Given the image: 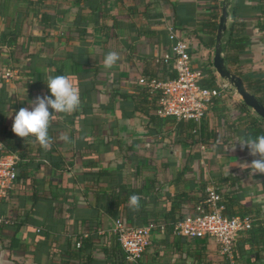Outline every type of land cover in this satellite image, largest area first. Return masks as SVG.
Masks as SVG:
<instances>
[{
  "label": "crops",
  "instance_id": "1",
  "mask_svg": "<svg viewBox=\"0 0 264 264\" xmlns=\"http://www.w3.org/2000/svg\"><path fill=\"white\" fill-rule=\"evenodd\" d=\"M30 1L38 3L28 7L21 0H7L0 8V36L10 28L19 31L14 48L0 47V125L15 135V113L30 108L37 96L51 95L46 85L49 76H70L81 104L71 114L55 115L47 150L34 137L18 138L23 161L16 170L19 178L0 207L10 220L0 227V264H222L224 258L211 239L155 232L139 262L128 261L111 233L114 221L121 218L132 227L143 224L132 211L126 215L128 200L104 211L110 184L117 181L128 187L141 163L140 178L156 189L146 206L153 212L150 218L169 214L165 203L176 191L199 196L201 182H221L227 190L224 180H235L240 192L231 196L234 217L250 213L264 222V175H251L244 165L258 157L237 142L247 124L245 115L258 116L249 108L240 110L243 103L232 88L201 120L214 134L212 145L183 143L189 142L177 137L169 118H156L149 105L137 98L138 79L155 75L162 64L153 61L171 55L170 31L188 44L193 70L214 77L216 84L225 82L212 67L222 0ZM228 3L222 43L232 23L231 38L245 42L232 47L225 65L251 85L260 82L264 88V0ZM35 13L53 15L52 24L42 23ZM112 51L120 59L106 69L103 60ZM62 135L69 140H61ZM93 164L90 172L88 165ZM98 168L110 175L94 179L92 173ZM179 175L176 187L173 181ZM143 193L147 195L145 188ZM176 212L194 215L189 200ZM81 235L85 239L78 249ZM257 239L251 243L240 235L234 264H264V235ZM249 246L251 253H259L257 263L245 255Z\"/></svg>",
  "mask_w": 264,
  "mask_h": 264
},
{
  "label": "built area",
  "instance_id": "2",
  "mask_svg": "<svg viewBox=\"0 0 264 264\" xmlns=\"http://www.w3.org/2000/svg\"><path fill=\"white\" fill-rule=\"evenodd\" d=\"M169 38L174 42L171 55L163 56L161 61L167 64L175 57L173 67L177 68V77L173 80L149 81L141 77L138 84L159 93L156 111L159 117H171L177 121H193L199 124L207 114L211 100L227 93L231 87L225 82L218 83L210 89L201 87L200 81L204 75L201 71L191 68L188 44L172 31ZM18 161V155L10 151L0 140V207L13 187ZM222 200L218 188L211 184L206 189L205 201L195 208V215L176 221L172 225L171 234L188 239H211L215 241L219 254L228 264H234L233 251L238 238L261 219L250 216L228 218L223 215ZM9 224L10 220L0 212V227ZM154 232L159 235L167 233L163 224L149 223L141 227H132L120 219L114 221L111 230L126 259L133 263L141 258ZM79 247L80 241L76 243V248Z\"/></svg>",
  "mask_w": 264,
  "mask_h": 264
},
{
  "label": "trees",
  "instance_id": "3",
  "mask_svg": "<svg viewBox=\"0 0 264 264\" xmlns=\"http://www.w3.org/2000/svg\"><path fill=\"white\" fill-rule=\"evenodd\" d=\"M6 1L7 0H0V8H2L4 6ZM21 2H26L28 7L38 3V2L30 1V0H21ZM234 13H235V7L232 8V15L234 17L233 20L235 19ZM35 15L39 19V21H41L42 23H46L48 25L52 24V19H53L52 16L53 15H50L47 13H44V14L35 13ZM233 27H234V24L232 23V25H230V27L228 29V33H229L228 39H226L225 42L222 43V52H224V60H226L227 62H228L229 56H230L229 51L232 49V47L235 48V47H237L236 45L241 46L245 42L244 38H237L236 40L231 38L232 37L231 33L233 32ZM18 36H19V31L17 29H15V27L8 29L7 33H3L0 36V47L1 46H7L10 48H14V45L16 44ZM231 41H232V46L230 44ZM174 60H175V57H172V59H170L167 64L160 63L163 61H159L156 63L154 60L153 62L155 65L156 64H162V65H160L161 67L159 68V72H157L155 75H152V76H143V78L146 81H149L152 79H154V80H173V79H175L177 77L178 71H177V68H174L172 66V63H174ZM206 72H207V74H210L211 71H206ZM230 72H231V70H230ZM234 74L239 75L237 72H234ZM239 76L242 79V81L244 83H246L247 90L250 91L253 95H255L256 98L258 99V101L262 105H264V92L262 93V90L264 88L260 87V82H257L256 84L251 85L250 80H248L246 77H242L241 75H239ZM214 80H215L214 77H211V78L210 77L209 78L204 77L203 79H201L200 85H201V87L208 88V89L213 88L217 85ZM139 87H140V90H138L137 98L139 100L141 99L142 102L149 105V107L151 108L150 110H153L154 115L157 116L156 118H158L159 116L156 114V111L158 109L159 93L158 92H152L151 90L148 89L147 86H140L139 85ZM257 92H259V93H257ZM218 98H221V97H217V98H214L211 100L210 105L207 109V112H208V110H214L213 106H214V104ZM225 99H226L225 97L222 98V100H225ZM241 105L242 106H241L240 110H243V112H245L248 107H246L244 104H241ZM78 116H80V115H78ZM1 117H2V113L0 112V118ZM167 118H169V122L171 124H175L177 137L178 138L182 137V139L184 138L186 141L189 142V143H187V142L182 141L183 143L192 145V144L197 143V142H202L203 144H206V145H210V144L212 145V141H210V139L214 138V134L208 133L207 126H205L202 123V121L200 122L199 125H197L193 121H177L171 117H167ZM245 118L247 120V124L243 130V135H242L241 139L255 138L256 136H258L260 134H264V123L259 117L255 118L249 114H246ZM18 138H19L18 136H15V135L8 133L6 131V129L0 125V140L4 143V145L8 149H10V151L15 152L19 157V161L17 163L16 170L18 168V165H20V163H22V161H23L22 155H20V153L18 151V149H19V144L17 142ZM82 156H84V155H82ZM53 164H54V166H58V164H56V163H53ZM136 166L137 167H136V170L134 172V179L128 187L120 185L117 181L114 184L108 183V184H110V186L112 188V192L109 193L108 200L106 201V203H104L105 204V206H104L105 212H107L106 210L110 207H115L117 209L120 202H126V200H129V197L131 195H133V194L138 195L141 198L139 210L133 211L128 206L125 209L126 215L127 216L130 215V213L132 211L134 213V216L140 222H142V224H143L142 226L148 225L149 223H154L155 225L163 224L164 227L166 228L167 233L170 234L171 230H172V225L176 221H179V220L186 218L184 216L178 215V213L176 212L177 210L181 209L182 203L184 201L189 200V202L192 204V208L195 211V208L199 204L203 203L206 199V189L211 185V183L204 181V182L200 183V185L198 186V189L196 191L197 193L198 192L200 193L199 196L189 197L188 192H184V193L179 194L176 191L173 198L167 199V201L165 203V205H167L169 207L167 210V211H169V214H166L163 216H155V217L150 218L151 215L153 214V212L147 211L146 206H148V204L150 202H152V198H151L150 194L156 193V191H155L156 189H154L152 187V184L149 183L148 180L140 178L141 173H140L139 167H141V163H138ZM93 167H95L94 164L88 165L90 172L93 171ZM87 172H88V169H87ZM92 174L94 175V179H97V177H100V176H109L110 171H108L107 169L98 168ZM17 178H19V176L16 175V179ZM16 179H15V181H16ZM180 181H181V175H179L178 178L173 181V184H175L177 187V185ZM224 181H225L224 183L228 186L227 190H225L224 188L221 187V185H224V184H221V182H216L214 184V186H216L218 188V193L222 196V199H223L222 200V205L224 206L223 215L227 216L228 218H231V217L235 216V214L231 211V196L238 194L240 192L239 187H238L239 184L235 180H232L231 182L229 180H224ZM146 182H147V184H146ZM183 183L186 185V187L188 189L189 181L186 180ZM91 186L92 187H90V189L94 190L95 186H97V183L95 182ZM144 188L146 190V194L149 196H147L143 193ZM185 191H188V190H185ZM109 213H111V212H109ZM194 215H195V212H194ZM237 216H240V217L250 216L252 218L257 219L256 215L253 216L250 213H241L240 215H237ZM263 226H264V222H261V221L255 222L252 225L251 229H249V230H247L241 234L242 238H244L247 241L249 240L251 243H252V241L253 242L258 241L257 238L262 237L264 235V227ZM83 239H85V238H83L82 235L80 237H78V241H80V247H81V243H82ZM237 242H238V240H237ZM251 248H252L251 246L245 248V250H244L245 255L252 262L257 263L259 260L258 259L259 253L257 251H255L254 253H251V250H250ZM237 250H238V248L235 247L234 251H233V259L234 260L239 258V254L237 253ZM124 257H125V255H124ZM125 259H126V257H125ZM138 262H139V260H138ZM222 264H228L227 260L224 259Z\"/></svg>",
  "mask_w": 264,
  "mask_h": 264
},
{
  "label": "clouds",
  "instance_id": "4",
  "mask_svg": "<svg viewBox=\"0 0 264 264\" xmlns=\"http://www.w3.org/2000/svg\"><path fill=\"white\" fill-rule=\"evenodd\" d=\"M119 59L120 56L117 52H109L104 57L103 65L106 69H110L116 65ZM46 85L51 95L37 96L35 100L31 101L30 108H20L15 113L12 124V131L16 136L24 140L34 137L35 141L45 150L52 143L49 136V128L55 115L60 113L71 114L81 104L79 90L70 76H49ZM60 139L65 142L69 140L66 135H62ZM237 142H239L242 148H247L252 157H258L253 159L251 163L244 164L250 170V174L264 175V134H260L255 138L240 139ZM140 199L135 194L129 197L128 204L133 211L139 210Z\"/></svg>",
  "mask_w": 264,
  "mask_h": 264
},
{
  "label": "water",
  "instance_id": "5",
  "mask_svg": "<svg viewBox=\"0 0 264 264\" xmlns=\"http://www.w3.org/2000/svg\"><path fill=\"white\" fill-rule=\"evenodd\" d=\"M228 5V0H222L221 15L215 37L212 67L218 77L225 81L238 94L242 103L251 109L264 123V105H262L258 99L245 88L241 78L228 70L225 65V60L222 57V40L226 31Z\"/></svg>",
  "mask_w": 264,
  "mask_h": 264
},
{
  "label": "rangeland",
  "instance_id": "6",
  "mask_svg": "<svg viewBox=\"0 0 264 264\" xmlns=\"http://www.w3.org/2000/svg\"><path fill=\"white\" fill-rule=\"evenodd\" d=\"M206 61V60H205ZM204 61V62H205ZM206 62H209V60L208 61H206ZM210 65V64H209ZM219 80H221L220 78H218ZM222 81V80H221ZM226 83V82H225ZM235 93V92H234ZM239 96L236 94V96H235V98H238Z\"/></svg>",
  "mask_w": 264,
  "mask_h": 264
}]
</instances>
